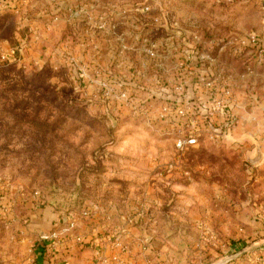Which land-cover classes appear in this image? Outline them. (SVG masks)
<instances>
[{"label": "rangeland", "instance_id": "374dc122", "mask_svg": "<svg viewBox=\"0 0 264 264\" xmlns=\"http://www.w3.org/2000/svg\"><path fill=\"white\" fill-rule=\"evenodd\" d=\"M263 97L264 0H0V190L147 264H264Z\"/></svg>", "mask_w": 264, "mask_h": 264}, {"label": "crops", "instance_id": "0c3cea01", "mask_svg": "<svg viewBox=\"0 0 264 264\" xmlns=\"http://www.w3.org/2000/svg\"><path fill=\"white\" fill-rule=\"evenodd\" d=\"M157 64L159 67H167L170 64L174 67L178 63L160 60ZM240 111L241 117L245 119V114L242 110ZM239 122L232 132L238 138L242 136V141L248 139V142L246 141L244 144L248 149L258 147L252 145L253 141L250 143V139L247 138L249 134L254 135V138L256 137L260 143L261 150H263L264 141H262V138L264 131L261 130L262 127H259L258 135L257 132H250L247 130L248 128H245L243 125L244 120ZM63 212V210H56L50 205L39 204L35 195L25 189L23 190L20 185H12L8 190H0V264H105L99 260L101 257L109 259L119 253L120 248L115 246L112 241L105 240V242L94 243L93 240H90L91 236L85 237L86 245L84 246L75 243L71 239L61 243L53 251L47 250V243L40 241L38 236L41 233L57 229L58 226L55 225V222ZM94 226L95 223H92L90 227L80 230L85 232L103 231L102 226L97 225L95 228ZM123 227H126V225ZM77 228L73 233L77 234ZM130 229L131 235L141 234L142 237L146 235L143 231H140L139 227L131 226ZM141 238H133L132 244H128L127 250L123 252L126 264H147L146 254L144 255L139 248L142 243L139 240ZM150 240L158 259H160L159 261L154 258L153 264H160V262L162 264V259H165L171 251L169 246L158 236L152 237ZM178 250H182V248L180 247ZM180 258L181 255L176 256L177 260ZM109 264H112V262H109Z\"/></svg>", "mask_w": 264, "mask_h": 264}, {"label": "built area", "instance_id": "2783aa9c", "mask_svg": "<svg viewBox=\"0 0 264 264\" xmlns=\"http://www.w3.org/2000/svg\"><path fill=\"white\" fill-rule=\"evenodd\" d=\"M248 39L254 43L256 41L255 36H251ZM223 91L225 94L229 93V91L227 89H225V90L223 89ZM221 104H222L223 108L226 107L225 102H223V103L221 102ZM163 110H167V107L165 106L163 108ZM221 112H223V115H224L225 111L222 110ZM195 141H196V138L193 135H189L187 140H186V142H188L190 144L195 143ZM183 143H185V141L178 140L177 145L180 146ZM88 210H89L88 208H82L78 212L67 211V212L63 213L61 215V217L58 219V221L55 222L56 226L57 225H58V227L61 226L60 229H55V230H51L48 233L40 234L39 240L43 241V242L51 243L52 248H57L61 243L65 242L67 240H71V239L74 242L81 243L84 240V237L81 236L80 234H75L73 232L79 225V218L89 216ZM263 217H264V214H263ZM62 232H65V240H62L59 236V234ZM67 236H69V237H67ZM96 242H101V241L98 240ZM113 244L115 246L123 249L122 244L119 241V238H116L113 241ZM121 249H120L118 254L112 256L111 258L107 259V258L101 257L99 260L105 264H109V262H112V264H126V261L124 260ZM261 254L264 256V252H262ZM146 258H147V256L145 257V260H147Z\"/></svg>", "mask_w": 264, "mask_h": 264}, {"label": "trees", "instance_id": "16d2710c", "mask_svg": "<svg viewBox=\"0 0 264 264\" xmlns=\"http://www.w3.org/2000/svg\"><path fill=\"white\" fill-rule=\"evenodd\" d=\"M51 206H53V208L56 210H63L64 212L71 211V210L76 211V209L81 208V207L62 206V205L61 206L51 205Z\"/></svg>", "mask_w": 264, "mask_h": 264}]
</instances>
